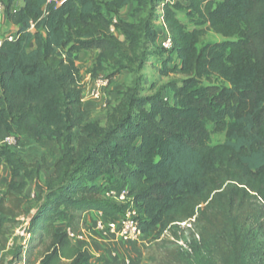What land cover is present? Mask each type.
Segmentation results:
<instances>
[{
	"label": "trees",
	"instance_id": "trees-1",
	"mask_svg": "<svg viewBox=\"0 0 264 264\" xmlns=\"http://www.w3.org/2000/svg\"><path fill=\"white\" fill-rule=\"evenodd\" d=\"M180 1L227 41L198 48L205 30L187 31L176 16L178 6L162 5L169 53L179 62L168 73L184 77L181 85L172 84L170 103L140 96L135 83L100 126L85 124L76 53L97 50V63L118 62L124 45L110 33L101 7L113 12L127 1L22 0L13 10L14 0H6L7 22L18 30L0 47V143L9 137L38 146L51 141L62 153L32 198L21 193L16 179L36 183L44 164L5 154L10 182L0 197L3 247L19 219L33 211L28 239L14 256L17 264H35L33 244L45 238L37 264H90L89 252L56 223L87 211L115 216L119 207L103 199L97 183L114 176L135 201L143 234L157 229L178 237L181 223L193 225L190 251H166L162 264H264V241L258 240L264 236V0ZM116 30L132 35L140 27L118 22ZM147 31L154 42V27ZM211 77L228 85L190 91ZM225 119L232 125L225 128ZM206 123L225 132L223 143H206Z\"/></svg>",
	"mask_w": 264,
	"mask_h": 264
},
{
	"label": "rangeland",
	"instance_id": "rangeland-1",
	"mask_svg": "<svg viewBox=\"0 0 264 264\" xmlns=\"http://www.w3.org/2000/svg\"><path fill=\"white\" fill-rule=\"evenodd\" d=\"M6 5V0H3ZM127 3L113 12H107L104 7H101L102 13L107 18H116L118 22L140 27V31L132 35L119 33L116 31L117 39L124 45L120 48L117 54V63H110L103 60L100 63L96 62L99 51L97 50H81L76 53V78L81 85L83 106L86 111L85 124L97 123L104 126L107 112L118 103L123 92L132 87L135 83L138 86L140 96L147 97L158 95L163 99L172 102L173 91L172 84L181 85L184 77L177 74L168 73V70L173 68L179 62L174 54L166 52L160 45L163 36L167 33L163 22L159 17L161 14V6L168 4L170 6H178L176 9L177 18L184 23L187 31H192L197 28L205 30L204 35L199 38L197 47L201 48L206 44L224 43V39L220 35L213 33L207 29V26L187 8V4L180 0H126ZM222 0H215V3H220ZM22 0H14L11 9L17 10L22 6ZM4 27H8L7 19L2 23ZM152 26L156 31V39L154 42L148 38L147 27ZM8 33H13V30H7ZM44 35V32L42 31ZM34 48V42L31 41L27 50ZM171 58V62L164 64V61ZM106 79L108 84L102 90L99 99H92L90 93L94 80ZM214 84L219 87H226L228 84L224 79L211 77L210 82L203 79L193 85L190 91L198 92L207 85ZM232 121L225 119V128L232 125ZM206 129L209 132L207 144L214 146L225 141V132H214V125L206 123ZM78 134V130L74 131V135ZM75 143V141H73ZM15 154L25 163H43L45 168L40 172L35 183L26 181L25 178H18L16 182L22 184L20 191L22 194L30 195V198L37 192L38 185L43 186L45 179L53 170L54 164L61 157V150L55 142L47 141L43 146H38L33 141L22 138L18 142L10 144L0 143V197L6 193L10 182V168L6 162L5 154ZM97 183L102 186V192L107 189L120 188L121 180L114 176L109 179H101ZM28 207L36 206V203L28 201ZM33 211L30 209L28 217H21L18 224L11 231L8 244L6 247L0 244V263L1 264H17V256L15 253L18 246H22L28 239L27 230L29 219ZM80 217L74 220L63 221L59 220L56 225L62 228L70 227L75 234L80 229L86 231L85 237L94 244V233L89 231L86 223L80 224ZM247 227V226H246ZM60 228V227H59ZM183 233H178L175 237L169 232L159 235L157 229L151 230L145 234L142 240L135 244L137 251L135 256L128 257L130 264H162L164 262L165 252L180 247L179 242L183 240L186 244L192 239L194 232L193 225H184L180 227ZM82 232V231H81ZM1 240V238H0ZM258 240L264 241V236L259 235ZM72 241L75 239L72 238ZM48 242L45 238L42 244L35 242L32 261L37 264L42 250ZM184 243V244H185ZM89 248V245H87ZM184 250V249H183ZM185 251V250H184ZM188 252V251H185ZM95 257V256H94ZM95 259V258H94ZM97 259V258H96ZM102 259V260H101ZM133 260V261H132ZM100 261L104 262L101 255Z\"/></svg>",
	"mask_w": 264,
	"mask_h": 264
},
{
	"label": "built area",
	"instance_id": "built-area-1",
	"mask_svg": "<svg viewBox=\"0 0 264 264\" xmlns=\"http://www.w3.org/2000/svg\"><path fill=\"white\" fill-rule=\"evenodd\" d=\"M49 2L52 0H48ZM6 5L3 0H0V47L4 40L13 41L17 36V31H13V33H8L6 29H3L2 23L5 22ZM118 21L116 18L110 19V33L116 35V26ZM34 26L31 25L29 30H33ZM161 47L166 51L170 52L172 50V41L168 32L163 36V39L160 43ZM108 84V80L106 79H97L93 81L92 91L90 93V97L92 99H99L101 96L102 90L106 88ZM84 98H82L83 102ZM12 142H17L14 137L6 138L3 143L10 144ZM103 199L108 200L110 203L119 207V212L113 216L108 217L105 216L102 212H94L95 221L92 224V227L89 231L93 233H97L103 242L105 243H115L121 242L123 244L129 243H139L145 234L142 233L140 229L139 222V212L137 210L135 201L132 196L129 195L128 187L126 185H122L120 188L115 189H107L102 194ZM189 224V223H188ZM187 225V223H181V226ZM191 225V224H189ZM69 237L75 239L76 242L85 243L87 238L85 237L86 231H82L80 234H75L72 231L67 232ZM183 240L179 242L182 250L190 251L189 243L190 241L185 243ZM81 249L87 250L86 246H83ZM183 250V251H184ZM113 259H118V253L113 250L111 253ZM123 264H130L129 259H124Z\"/></svg>",
	"mask_w": 264,
	"mask_h": 264
},
{
	"label": "crops",
	"instance_id": "crops-1",
	"mask_svg": "<svg viewBox=\"0 0 264 264\" xmlns=\"http://www.w3.org/2000/svg\"><path fill=\"white\" fill-rule=\"evenodd\" d=\"M8 25L9 26L7 28L4 26L2 28L6 29V31L7 30H13V31L18 30L17 26H14L10 23H8ZM76 217H80V221H81L80 224H82V222L86 223V225L88 226L87 228L88 230H90L93 222L95 221V215L93 211L84 212ZM63 225L64 224L59 226L60 229ZM61 230H64L66 232L71 231L70 227L62 228ZM81 231L83 230L80 229V233ZM80 233L78 230L77 234H80ZM93 237L95 238V242L92 245L89 240L86 241L85 243H79V242L73 241V243L77 244L80 248H82L83 246H86V248H88L87 245H89L88 252L91 255L90 264H123L124 259H128V257H133L137 255L136 254L137 248H136L135 243L123 244L121 242H115V243L109 244V243L103 242L97 233H94ZM113 250H115L118 253V256H119L118 259L112 258L111 253ZM101 255L103 256V260H105L104 262L100 261Z\"/></svg>",
	"mask_w": 264,
	"mask_h": 264
}]
</instances>
